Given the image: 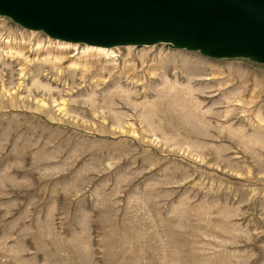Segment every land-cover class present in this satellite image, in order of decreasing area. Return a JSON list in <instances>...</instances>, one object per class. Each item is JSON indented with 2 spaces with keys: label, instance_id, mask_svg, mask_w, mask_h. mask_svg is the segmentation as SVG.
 Returning <instances> with one entry per match:
<instances>
[{
  "label": "rangeland",
  "instance_id": "obj_1",
  "mask_svg": "<svg viewBox=\"0 0 264 264\" xmlns=\"http://www.w3.org/2000/svg\"><path fill=\"white\" fill-rule=\"evenodd\" d=\"M106 48L0 15V264H264V63Z\"/></svg>",
  "mask_w": 264,
  "mask_h": 264
},
{
  "label": "water",
  "instance_id": "obj_2",
  "mask_svg": "<svg viewBox=\"0 0 264 264\" xmlns=\"http://www.w3.org/2000/svg\"><path fill=\"white\" fill-rule=\"evenodd\" d=\"M0 15L93 46L163 41L264 63V0H0Z\"/></svg>",
  "mask_w": 264,
  "mask_h": 264
},
{
  "label": "bare ground",
  "instance_id": "obj_3",
  "mask_svg": "<svg viewBox=\"0 0 264 264\" xmlns=\"http://www.w3.org/2000/svg\"><path fill=\"white\" fill-rule=\"evenodd\" d=\"M171 44V43H170ZM121 45V44H120ZM125 45V44H124ZM127 45V44H126ZM89 47L92 49H97V50H99V51H105L107 48L106 47H104V46H93V45H89ZM185 48V47H184ZM104 53V52H103Z\"/></svg>",
  "mask_w": 264,
  "mask_h": 264
}]
</instances>
